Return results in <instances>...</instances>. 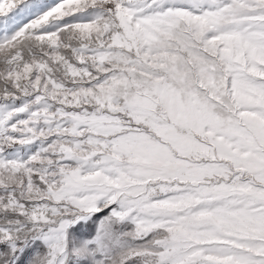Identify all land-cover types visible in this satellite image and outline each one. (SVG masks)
Segmentation results:
<instances>
[{
	"label": "snow or ice",
	"instance_id": "1",
	"mask_svg": "<svg viewBox=\"0 0 264 264\" xmlns=\"http://www.w3.org/2000/svg\"><path fill=\"white\" fill-rule=\"evenodd\" d=\"M0 264H264V0H0Z\"/></svg>",
	"mask_w": 264,
	"mask_h": 264
}]
</instances>
